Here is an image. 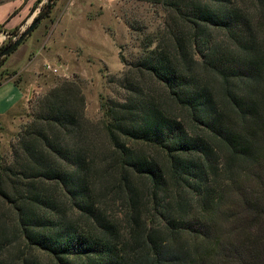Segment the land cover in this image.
<instances>
[{
	"label": "trees",
	"instance_id": "16d2710c",
	"mask_svg": "<svg viewBox=\"0 0 264 264\" xmlns=\"http://www.w3.org/2000/svg\"><path fill=\"white\" fill-rule=\"evenodd\" d=\"M146 1L122 100L63 80L0 159V264H264V0Z\"/></svg>",
	"mask_w": 264,
	"mask_h": 264
},
{
	"label": "rangeland",
	"instance_id": "374dc122",
	"mask_svg": "<svg viewBox=\"0 0 264 264\" xmlns=\"http://www.w3.org/2000/svg\"><path fill=\"white\" fill-rule=\"evenodd\" d=\"M5 3H16L10 16H20L16 27L4 35L6 45L45 8L46 0H0V5ZM164 17L160 5L146 0H53L47 16L7 56L8 66H0V82L24 80L31 85L23 108L0 119V159L9 158L11 143L37 100L63 80L79 85L87 120L104 119L100 104L120 101L124 95L123 61L134 62L147 51L142 44L162 27ZM228 205L233 209V202ZM224 228L233 239V222L224 223Z\"/></svg>",
	"mask_w": 264,
	"mask_h": 264
},
{
	"label": "crops",
	"instance_id": "0c3cea01",
	"mask_svg": "<svg viewBox=\"0 0 264 264\" xmlns=\"http://www.w3.org/2000/svg\"><path fill=\"white\" fill-rule=\"evenodd\" d=\"M15 4L16 3H5L0 5V25H2L0 31V45L3 43L5 33L11 30L12 27L17 25L19 22H17L18 18L20 17L18 13L16 15L10 16L11 13H13ZM7 60L8 59L6 57L4 62L5 65H7ZM30 87V83L24 80L20 83L7 80L0 86V119L14 115L17 113V109L23 108L25 105L23 103V99L27 101Z\"/></svg>",
	"mask_w": 264,
	"mask_h": 264
},
{
	"label": "water",
	"instance_id": "95a60500",
	"mask_svg": "<svg viewBox=\"0 0 264 264\" xmlns=\"http://www.w3.org/2000/svg\"><path fill=\"white\" fill-rule=\"evenodd\" d=\"M51 0H46V5L43 11L38 15L34 16L28 26L18 35V37L7 44L2 50H0V62L3 58L9 56L12 52H14L17 47L34 31V29L38 26V24L47 16L50 10Z\"/></svg>",
	"mask_w": 264,
	"mask_h": 264
},
{
	"label": "built area",
	"instance_id": "2783aa9c",
	"mask_svg": "<svg viewBox=\"0 0 264 264\" xmlns=\"http://www.w3.org/2000/svg\"><path fill=\"white\" fill-rule=\"evenodd\" d=\"M48 69H51V66L50 65H47L46 66ZM53 71H56V68L52 69Z\"/></svg>",
	"mask_w": 264,
	"mask_h": 264
}]
</instances>
